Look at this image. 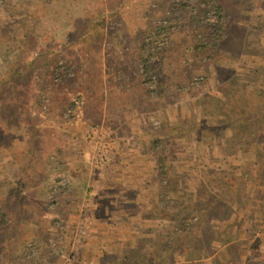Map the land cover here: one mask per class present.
Listing matches in <instances>:
<instances>
[{
    "label": "rangeland",
    "instance_id": "1",
    "mask_svg": "<svg viewBox=\"0 0 264 264\" xmlns=\"http://www.w3.org/2000/svg\"><path fill=\"white\" fill-rule=\"evenodd\" d=\"M209 1L14 0L18 8H2L0 31L3 20L12 24L19 19L23 26L18 38H13L12 47L0 45V56L19 47V41L21 46L27 43L23 32L35 17L22 8V2L35 8L37 15L41 13L39 4L49 11L42 19L45 37L28 54L39 58L38 67L32 78L21 82L20 94L13 100L14 110L22 111H14V118L7 123V134L13 138L16 131L20 137L14 147L8 146V153L0 154V204L9 209L8 222L0 221V264H101V257L103 264H119L120 253L135 235L132 227H158L171 222L188 227L200 218L196 209L187 213L184 221L156 215L155 207L163 203L160 192L153 193L155 180L144 172L146 165L141 166V162L147 163L145 155L133 154V150L148 142L144 126L149 116L161 125L166 117L176 120L183 108L190 119L197 114L196 119L215 123V116L204 104H198L197 98L205 91L219 94L220 76L233 77L245 55L244 44L223 43L219 51L233 54V63L218 70L211 64L208 85L198 83V89H191L182 82L181 74L197 80L207 73L199 62L192 66L191 56L185 60L190 63L188 68L183 70L179 62L182 48L192 53V42L218 32V26L242 22L247 28L241 32L264 60V16L259 15L264 14V0H251L252 8L241 7L238 0ZM96 20H103L104 25L93 27ZM158 23L168 28L154 37L151 29ZM233 28L240 31L238 26ZM143 40L147 42L145 50L141 49ZM145 64L150 71L145 74L143 88ZM156 65L159 73H155ZM179 81V89H175L174 82ZM170 150L176 157L173 162L188 166L187 172L196 177L193 191L201 190L203 175L198 168L207 165L223 176L233 172V180L244 187L243 194L231 200V209H216L211 213L213 218L209 213L226 242L219 245L206 238L199 243V251L205 253L211 248L213 256L227 260L224 246L238 243L235 253L239 257L229 264H264V148L259 149L252 171L243 165V158L250 152L240 149L236 157H231L225 143L215 138H177ZM230 162L238 168L233 169ZM52 167L50 186L55 179L63 178L68 179L70 187L62 194L59 190L51 192L50 199L57 202L50 206L46 204L45 188ZM85 168L89 172L87 180L80 175ZM22 177L30 181L32 190L21 209L25 218L17 224L14 198ZM167 211L173 214L175 210ZM81 228L87 229L86 237L76 236ZM141 236L150 233L142 232ZM32 244L35 250L29 257L27 248ZM138 247L149 249L147 244ZM192 261L177 257L172 264Z\"/></svg>",
    "mask_w": 264,
    "mask_h": 264
},
{
    "label": "trees",
    "instance_id": "2",
    "mask_svg": "<svg viewBox=\"0 0 264 264\" xmlns=\"http://www.w3.org/2000/svg\"><path fill=\"white\" fill-rule=\"evenodd\" d=\"M238 1H240L239 5L241 4V7H253L251 0ZM209 4H211L210 1L207 7H204L205 12H208ZM9 5L18 8L15 6L14 0H4L0 5V12L3 7L5 10H8ZM21 6L22 8L26 7L28 12L31 11L35 20L33 24L23 32L28 38L27 43L21 46L22 43L19 41V47H14L10 51L4 52L5 56H0V60L2 59L0 61L1 156L8 153V146L14 147V144H16L15 141L20 137V132L16 131L12 133L13 138L11 134H7L10 128L7 123L14 118V111H22L19 109L14 110L16 103L13 102V100L20 94L21 82H27L32 78V75L38 67L37 64H39V58H31L28 55L29 49H34L35 43L44 38L46 34V29L42 25V19L49 11L48 7L39 4L38 6L41 9V13L37 15L35 8L27 6L23 2ZM259 15L260 18L264 16L261 12ZM259 19L257 21H259ZM94 23L95 26L93 27L99 24L104 25L103 20L99 21V23L96 20L92 24ZM228 24L223 27L218 26V32L215 30V32L211 34H206L207 38H202L200 42H192L194 46L192 53L188 54L186 53V49L182 48L183 53L179 56V62H181L183 70H186L188 68L187 65L190 63L193 66L196 62H199L206 70L207 76H201L197 80H193L194 78L188 80L184 72L181 74L183 83L189 84L191 89H198V83L204 84L205 86L208 85L211 64H215L218 70L223 65L233 63V54L220 52V45L223 43H232V41L244 44L245 55L241 64L237 67L236 74L231 78H223L221 76L219 78V84L217 86L219 94L205 91L197 98V103L204 104L206 111L215 116V123H210L207 118L196 119L197 114L190 119L183 108H181L176 120H172L169 116L162 121L161 125H156L153 118L149 116L148 123L144 126V133L146 134L148 142L140 149L133 150V154L140 153L145 155L147 163L141 162V166L146 165V170L144 172H149L148 174L155 180L154 190L152 188L153 193L157 194L160 192L163 203L161 207H155L154 211L156 215H163L166 218L169 217L173 218L175 221H180L186 217L187 213L196 209L200 218L188 227L183 226V224L177 226L172 222L168 225H159L158 227H132L135 235L131 236L130 242L125 245L123 252L120 253L122 255L121 258H119V264H172L177 257L192 259L193 261L191 264H229L233 263L235 259L239 257L237 253H235L238 252V243L226 244V246H224L223 250L225 255L228 256L227 260H223L221 256H213L214 252L209 251L211 248H205L207 251L201 253L199 251V243H202L206 238H209L213 243H217L216 241H218L219 245L226 242L221 239L220 232L217 230V226H214L215 224L210 218V215L219 208H224L226 210L231 209V200L233 198H239L241 193L243 194L244 187L240 185L239 182L235 181V179L233 180V172H227V175L223 176L217 174L212 166L207 165L198 168L203 176L199 184L201 185V190L195 192L193 191V183H197L195 181L196 177H193L192 174L187 172L188 166L184 164H175V162H173L176 160V157L170 150V144L177 138L185 139L193 135L200 137L202 135L210 139L215 138L221 143L224 142L231 157H236L240 149L243 152H250L249 156L243 158V165H245V168L249 171H252L254 165L258 162V151L260 148H264V60L260 58L261 52L251 46V39L241 32L244 31L247 26L242 22L238 24H231L228 22ZM22 26L23 22L19 19L13 20L12 24H8L3 20V28L0 31V45L5 44L12 47L11 42L13 38H18V32L20 33ZM235 26H238L240 31H235L233 28ZM152 27L151 33L156 37V34H160V31L163 29L166 30L168 25L165 23H158ZM93 29L96 30V28ZM143 43L144 46H142L141 49L145 50L147 42L143 40ZM152 50L153 49H150V51ZM188 56H191L190 63L185 62ZM155 67V73H159V67L157 65ZM191 67L189 69H191ZM146 69L147 71L145 67H143V88H145L146 82L145 74L147 72L149 73L150 67L146 65ZM158 81H161L159 74ZM179 84L180 81L174 82V88L179 89ZM233 113H235V116L232 115ZM5 145L7 147V152ZM53 160H55L54 157ZM229 164L233 169L238 168V166L232 162ZM98 167L100 168V166ZM101 170L102 173H104L102 168ZM48 173V175L51 173L54 174L53 167ZM51 175L47 176L49 180ZM80 175L87 180L89 175L88 169L85 168L80 172ZM47 184L48 186L45 188L47 190L46 204L51 206V204L57 202V200L53 201L50 199L51 192L56 193V191L50 186L51 180L48 181ZM31 190L30 181L27 180L26 177H22V180H20L19 185L16 187V198H14L18 204V213L15 215L17 224L21 222L20 219L22 217L25 218L21 209L24 208L23 203L29 199ZM59 191H61L60 194L64 192L62 190ZM67 191L69 192V190ZM182 196L188 198L183 199ZM172 208L175 211L173 214H170V211L167 210H171ZM8 210L6 205L0 204V221L5 219L4 221L8 222ZM13 215L14 214H12L11 217L14 221ZM221 215L223 214L221 213ZM230 226L232 227V224H230ZM234 227L233 230L235 231ZM142 232H149L150 236H141ZM46 236L47 232L45 231L43 237L46 238ZM230 238H233V235H231ZM140 243L147 244L149 249L146 250L138 247ZM27 250L29 251L28 256L31 257L30 254L33 255V250H35L34 245L32 244L29 246ZM4 255H8L7 252H4ZM204 257L210 258L202 260ZM197 259H200V261H196ZM99 261L103 264V257H101Z\"/></svg>",
    "mask_w": 264,
    "mask_h": 264
},
{
    "label": "built area",
    "instance_id": "3",
    "mask_svg": "<svg viewBox=\"0 0 264 264\" xmlns=\"http://www.w3.org/2000/svg\"><path fill=\"white\" fill-rule=\"evenodd\" d=\"M4 0H0V5L3 3ZM70 187L68 179H55L53 182V188L55 191L58 190H66ZM78 235L79 238L86 237L88 235V231L86 228H81L77 231L76 236Z\"/></svg>",
    "mask_w": 264,
    "mask_h": 264
}]
</instances>
